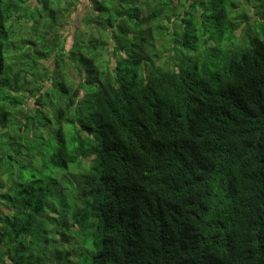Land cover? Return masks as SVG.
Returning <instances> with one entry per match:
<instances>
[{
  "label": "trees",
  "instance_id": "trees-1",
  "mask_svg": "<svg viewBox=\"0 0 264 264\" xmlns=\"http://www.w3.org/2000/svg\"><path fill=\"white\" fill-rule=\"evenodd\" d=\"M88 1L0 0V264H264V0Z\"/></svg>",
  "mask_w": 264,
  "mask_h": 264
},
{
  "label": "rangeland",
  "instance_id": "rangeland-1",
  "mask_svg": "<svg viewBox=\"0 0 264 264\" xmlns=\"http://www.w3.org/2000/svg\"><path fill=\"white\" fill-rule=\"evenodd\" d=\"M177 0H172L173 4H175ZM237 4L241 3V2H244V3H248V0H236ZM250 2V1H249ZM254 2H257V0H254ZM176 5V4H175ZM174 5V6H175ZM189 4L187 2V0H182L181 3L177 4L175 7H176V10L174 11L173 14L170 13L171 15V18H173L175 20V23H182V22H186V23H189L191 21V13H194V14H198V8L195 6V9H191L188 7ZM124 7V6H123ZM191 9V10H190ZM124 9H121V11H123ZM146 11V9H145ZM145 11H143V13H145ZM186 11L187 12V15L184 16L183 18H181L182 16V13ZM67 15V14H66ZM179 15L181 17H179ZM97 16V12H95L93 10V7L91 5V3L88 1V0H79V2L77 3V5L72 8L70 10V12L68 13L67 15V18H66V23L63 27V29L61 30L62 31V34H64V37H65V46L66 48L67 47H70L71 44H72V41L75 39V38H79L81 39L82 36L86 35L87 34V31H89L96 36L98 34H100V36L102 37L103 35L105 36V41L106 42L107 40H109V37H112L113 35L111 34L110 36H108L109 34V31H108V28L107 26L109 27V24L111 23V21L109 22L108 21V14L107 13H102L101 15V19L98 20L99 22V28H98V24H94L95 27H93V30H96L97 31H93L92 29H89L85 26V23H84V20L88 17H95ZM115 18L116 17H123L122 16V13L120 15H115L114 16ZM163 22L164 19H162ZM162 20H153L151 23H146L144 24L141 29L143 31H146L147 29H149V31H151V34H152V37L153 38H156L155 40V44L157 47L161 48L162 49V45H161V41L162 43H165L167 40L164 39L162 40L161 36H159L161 33H159V30L156 29V26L158 25V23L162 22ZM114 29V28H113ZM140 29V30H141ZM116 35H120L118 33V29H114L113 31ZM237 34H239L240 32L236 31ZM98 33V34H97ZM164 33V32H163ZM244 33H240L239 37H241V35H243ZM82 35V36H81ZM161 39V41L159 42V40ZM89 43H92L91 41H89ZM94 47H95V52H101L103 55H107L108 54V51L109 50H103L101 51L100 50V45L98 44H93ZM100 50V51H99ZM111 53V51H110ZM123 55V54H121ZM108 55L105 56L104 58L107 59ZM214 59H218V58H214ZM212 57H210V60H214ZM76 62V61H75ZM77 63V62H76ZM114 63V60L113 62ZM52 61L50 62V66H52ZM62 64V68H63V71L65 72L64 76L68 79V77H70L71 79H73L76 83H79L81 78L80 76L77 75V73L73 70L75 69V65L74 62H70V63H61ZM49 65V63H48ZM53 74V73H52ZM69 80V79H68ZM32 104V99H29L28 101V104L27 105H31ZM52 127H55V123L53 121L52 125H50Z\"/></svg>",
  "mask_w": 264,
  "mask_h": 264
}]
</instances>
